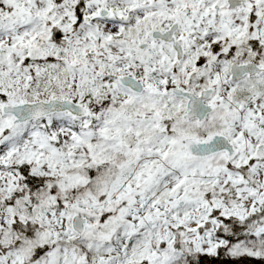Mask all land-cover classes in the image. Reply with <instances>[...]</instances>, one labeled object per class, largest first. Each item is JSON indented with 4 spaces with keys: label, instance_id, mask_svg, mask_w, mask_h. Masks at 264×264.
Returning a JSON list of instances; mask_svg holds the SVG:
<instances>
[{
    "label": "snow or ice",
    "instance_id": "snow-or-ice-1",
    "mask_svg": "<svg viewBox=\"0 0 264 264\" xmlns=\"http://www.w3.org/2000/svg\"><path fill=\"white\" fill-rule=\"evenodd\" d=\"M0 264H264V0H0Z\"/></svg>",
    "mask_w": 264,
    "mask_h": 264
}]
</instances>
